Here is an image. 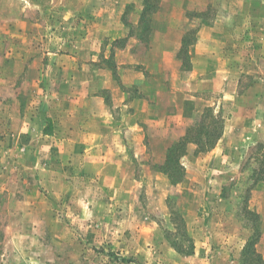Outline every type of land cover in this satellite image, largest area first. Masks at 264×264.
<instances>
[{
    "label": "rangeland",
    "instance_id": "1",
    "mask_svg": "<svg viewBox=\"0 0 264 264\" xmlns=\"http://www.w3.org/2000/svg\"><path fill=\"white\" fill-rule=\"evenodd\" d=\"M43 1L31 36L0 27V264H264V0H158L146 23L143 0ZM74 5L92 32L64 27ZM205 107L223 135L172 184Z\"/></svg>",
    "mask_w": 264,
    "mask_h": 264
},
{
    "label": "trees",
    "instance_id": "2",
    "mask_svg": "<svg viewBox=\"0 0 264 264\" xmlns=\"http://www.w3.org/2000/svg\"><path fill=\"white\" fill-rule=\"evenodd\" d=\"M157 3L158 0H143L144 8L141 19L144 23L149 21L151 18L150 14H153L157 10ZM193 44L194 42L190 37V33H185L183 35L181 48L178 53V56L183 59V62L185 61V65L188 58L187 48ZM209 116L211 117L210 123L207 120V117ZM223 122L224 119L220 113L214 114V109L211 107H205L202 112L198 113L197 117L195 118V122L188 127L186 134L174 142L170 148H168L166 160L161 167V172L167 175L172 184H178L184 179L185 170L180 160L187 153V145L189 143L196 144L198 148L197 150L199 152H208L212 150L223 135ZM216 124H218V126ZM260 145L264 148V144ZM254 237L255 236L253 235L251 236V239L247 242V245L244 247L243 251L245 253H251V257L253 254V256L256 258V261L259 263L260 255L255 250ZM190 248L192 251H184L180 247L177 249L183 253H192L193 244L190 246Z\"/></svg>",
    "mask_w": 264,
    "mask_h": 264
},
{
    "label": "crops",
    "instance_id": "3",
    "mask_svg": "<svg viewBox=\"0 0 264 264\" xmlns=\"http://www.w3.org/2000/svg\"><path fill=\"white\" fill-rule=\"evenodd\" d=\"M3 1H6V0H1V2H0V13H1V15L4 14L3 13L4 11H6L4 9L5 3H3ZM15 1L17 2L16 5L13 7L12 6L9 7V10H10L9 15H3L4 17H0V27L1 28L2 27L8 28L9 30H14L15 32H20L22 30L24 33H28V36H31V33H29V28H32L33 26H35L37 24V23L32 21V19H35V18H33L31 13L38 12V11L43 12L45 6L42 5V3H44V1L43 2H40V0H15ZM63 9H65L64 11L70 12V14L67 18H65V17L63 18L64 19L63 20L64 27H67L68 29L71 30V32H73L75 34H78L82 28H85L87 26H88L89 30L91 31L90 27H92V22L88 21L90 19L89 18L90 16L88 17V20L86 22L82 21L81 18L78 17L79 15L81 16L80 13L82 12V6L79 7V5H78L76 7L74 5L71 7L70 6L65 7ZM91 9H93V8H91ZM46 10H47V8H46ZM84 10L92 13L86 7H84ZM41 17H43L42 14H41ZM45 23H48V22L46 21ZM93 25H95V27H96V23H93ZM21 34H23V33H21ZM91 36L92 35L89 34L86 37V39L83 41H88V42L92 41L93 39ZM117 39H119V38H116L115 41H117ZM74 41L78 42V39L74 40ZM120 53L123 54L125 57L124 58L125 60L124 61L122 60L121 62H124V63L129 62V59L133 58V54H131V50H130V48H128V46L126 47V49L121 50ZM118 55L119 54H117V56ZM72 59H75V57L72 56ZM74 64L75 63L71 64V66H69V65L68 66L72 68V71L76 72V69H73ZM137 77L141 78V76H138V75H137ZM70 81H71V79L67 80V83L70 85H75L76 82L73 81L71 83ZM75 81H77V80H75ZM122 101L124 102V105L127 106L125 98H123ZM108 114H110V113H108Z\"/></svg>",
    "mask_w": 264,
    "mask_h": 264
}]
</instances>
